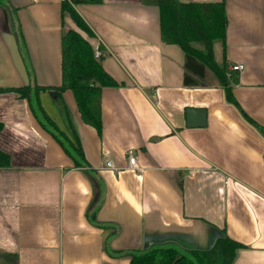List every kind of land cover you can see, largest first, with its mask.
Segmentation results:
<instances>
[{
    "label": "crops",
    "instance_id": "crops-1",
    "mask_svg": "<svg viewBox=\"0 0 264 264\" xmlns=\"http://www.w3.org/2000/svg\"><path fill=\"white\" fill-rule=\"evenodd\" d=\"M7 1L15 15L0 7V88L23 84L6 44L15 27L34 84L61 85V40L74 30L100 43L98 60L117 85L101 88L100 133L82 121L70 90L39 93L103 185L94 207L93 182L26 100L0 94V150L10 159L0 168V264H129L126 252L111 251L164 242L207 250L223 236L244 246L232 264H264V134L254 126L264 129V0H176L223 3L225 41L212 54L236 105L208 69L197 85L184 84V52L160 34L158 3L167 0L72 5L92 37L62 12L63 0ZM188 109L205 110V125L188 127ZM128 151L138 169L128 167Z\"/></svg>",
    "mask_w": 264,
    "mask_h": 264
},
{
    "label": "trees",
    "instance_id": "trees-1",
    "mask_svg": "<svg viewBox=\"0 0 264 264\" xmlns=\"http://www.w3.org/2000/svg\"><path fill=\"white\" fill-rule=\"evenodd\" d=\"M102 0H64L62 12H67L77 28L92 37V33L83 19L73 10L76 4H100ZM11 20L15 9L7 0H0ZM159 28L163 41L178 45L184 52V84L197 85L203 78L206 69L212 71L219 82L225 87L227 102L236 105L231 95L229 83L225 77L224 64L216 65L212 54L214 42L224 45L226 15L222 2L219 3H179L167 0L158 3ZM191 43H200L202 49H196ZM29 76L30 70L24 60ZM61 78L58 87H41L34 84L11 88H0V94L14 92L26 100L28 108L35 120L60 146L64 154L72 161L75 168L82 169L93 182L95 201L102 197L103 185L96 179V171L87 162L83 150L77 141H72L47 116L41 106L39 93L46 89L54 90L60 96L65 90H70L75 98L81 119L101 132V117L99 111V95L101 88L116 86V81L103 69L100 61L94 57L92 46L82 35L74 30L67 31L61 40ZM236 79L233 80L235 82ZM252 125L253 121L248 119ZM264 134V129L254 125ZM10 165L9 156L0 150V168ZM95 209L89 214V220L95 222ZM99 225V224H98ZM105 226V225H101ZM244 246L227 236L219 237L207 250L185 249L173 242L151 244L142 249L129 251H111L112 255L127 253L129 264H232L237 250ZM107 247L105 246V249Z\"/></svg>",
    "mask_w": 264,
    "mask_h": 264
},
{
    "label": "water",
    "instance_id": "water-1",
    "mask_svg": "<svg viewBox=\"0 0 264 264\" xmlns=\"http://www.w3.org/2000/svg\"><path fill=\"white\" fill-rule=\"evenodd\" d=\"M14 23V22H13ZM15 26V23H14ZM20 40L18 32L15 29L8 33L6 37V44L9 49L13 65L22 80V86L33 87V79L29 76L28 71L23 61V55L19 51ZM205 110L202 109H188L187 110V126L188 127H202L205 125ZM211 248V247H210Z\"/></svg>",
    "mask_w": 264,
    "mask_h": 264
},
{
    "label": "built area",
    "instance_id": "built-area-1",
    "mask_svg": "<svg viewBox=\"0 0 264 264\" xmlns=\"http://www.w3.org/2000/svg\"><path fill=\"white\" fill-rule=\"evenodd\" d=\"M64 1V0H63ZM93 52H94V57L96 59L101 57V51H100V43H96L94 46H92ZM242 69L241 65H233L230 67V71H239ZM127 163L128 167L133 168V169H138V167L135 164V157L133 155L132 151L127 152ZM105 167L111 168V169H116L111 161H106Z\"/></svg>",
    "mask_w": 264,
    "mask_h": 264
},
{
    "label": "rangeland",
    "instance_id": "rangeland-1",
    "mask_svg": "<svg viewBox=\"0 0 264 264\" xmlns=\"http://www.w3.org/2000/svg\"><path fill=\"white\" fill-rule=\"evenodd\" d=\"M219 47V46H218ZM218 51H219V48H218ZM219 53V52H218Z\"/></svg>",
    "mask_w": 264,
    "mask_h": 264
}]
</instances>
